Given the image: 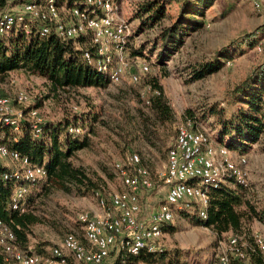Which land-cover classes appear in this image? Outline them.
I'll return each instance as SVG.
<instances>
[{
	"label": "rangeland",
	"instance_id": "rangeland-1",
	"mask_svg": "<svg viewBox=\"0 0 264 264\" xmlns=\"http://www.w3.org/2000/svg\"><path fill=\"white\" fill-rule=\"evenodd\" d=\"M115 1L120 15L135 34L127 42V67L120 83L109 85L105 90L88 88L52 93L45 79L16 71L0 78V93L12 101L17 94H25L27 103L22 107L13 103L14 108H37L45 122H57L68 113L84 110L95 114L97 121L93 125L94 133L90 135V145L77 152L73 162L103 181L99 193L109 200L112 194L127 191L115 165H123L130 154H137L150 172L152 183L151 189L137 193L142 214H147L165 200L167 190L159 175L165 170L167 152L174 145L177 128L189 120L191 127L206 132L213 143H218L207 105L225 102L234 86L264 60V53L258 52L257 47L248 50L243 46L244 52L232 54L229 65L225 62L219 72L200 81H190L187 64L212 57L218 49L231 41H240L245 34L263 25L264 0H216L205 13L204 27L192 33L165 65L157 62L156 52L151 49L159 26L149 27L145 23L140 27L143 19L134 17L142 0ZM255 3L259 7H255ZM19 5L12 3L6 11L23 13ZM176 12V4L168 7L169 15L174 16ZM168 22L166 18L160 24L163 26ZM261 39H256L257 44ZM142 64L148 65V73L139 74V82L132 83L130 76L138 74ZM154 96H159L167 105L170 121H161L149 108L147 102ZM243 156L247 160L248 173V186L243 187V194L258 205H264V133L256 145L243 152ZM41 184L39 182L36 188L28 190L29 194H34L31 210L38 223L31 227L27 248L48 255L61 244L66 234L81 233L77 223L79 214L93 213L98 206L94 194L80 197L59 191L44 193ZM235 186L231 184L230 187ZM196 210L197 206L192 203L187 209L174 208V219L168 225L170 229L156 243L166 252L164 264H169L171 258L172 263L178 259V264H218V253L232 237L244 244L250 262L260 258L259 251L253 247V238L259 236L264 240V225L250 221L240 234L218 236L211 229L191 222V218L197 216ZM119 256H122L120 264H126L127 256L122 253L112 254L105 264H115Z\"/></svg>",
	"mask_w": 264,
	"mask_h": 264
},
{
	"label": "trees",
	"instance_id": "trees-1",
	"mask_svg": "<svg viewBox=\"0 0 264 264\" xmlns=\"http://www.w3.org/2000/svg\"><path fill=\"white\" fill-rule=\"evenodd\" d=\"M215 2L216 0L140 2L134 16L136 19H143L140 27L145 23L149 27L159 26L158 35L151 48L156 52L159 64L165 65L185 45L186 39L192 33L204 27L205 13ZM12 3L21 6L26 0H0V17L5 13L17 15L6 11ZM63 3L66 8L74 4L83 6L82 0H56L58 7ZM172 4L177 5L174 16L168 14V7ZM224 15L223 13L222 16ZM166 18L169 22L162 26L160 23ZM41 27L39 21L24 16L6 35L0 36V78L11 72L24 71L48 81L52 93L108 88V76L98 72L83 57V49H91L88 36L62 41L52 33L42 36ZM134 36L133 32L129 40ZM262 37L264 24L245 34L240 41H231L218 49L212 57L190 62L186 67L190 81H200L219 72L224 63L232 58V54L244 52L243 46L248 50L253 49ZM147 103L161 121H170L169 109L159 96L150 98ZM206 109L214 122V130H217L219 144H225L229 150L241 155L247 148L256 145L264 133V60L234 86L225 102L207 105ZM96 121V115L86 110L68 113L57 122L44 121L38 135L29 123H23L18 132L0 124V145L28 158L32 166L41 168L45 173L44 178L37 182L14 178L5 180L4 175L12 173L13 168L0 164V220L14 234V243L20 250L27 249L28 234L31 227L38 223V218L31 210L34 201V194L28 192L31 187L36 188L39 182H42L41 192L59 191L80 197L99 193L101 190L103 181L94 178L73 162L77 152L89 147L90 135L94 133L93 125ZM71 129H79L80 132H70ZM19 187H25L27 190L23 200V212L14 210L11 206L12 195ZM242 190L243 187L238 184L234 188L222 185L211 189L207 219L202 220L196 214L197 216L191 218V222L195 226L211 229L218 236L228 233L240 234L250 221L264 225V205L260 206L247 199ZM169 229L166 225L163 232L167 233ZM164 252L163 249L156 253L143 249L137 256H127L126 264H164ZM35 253L41 254L36 251ZM121 260L122 256H119L115 264H120ZM172 261L173 258L169 264H178V259L173 263ZM249 263L260 264V259H252ZM0 264H9L1 248ZM231 264L238 262L232 261Z\"/></svg>",
	"mask_w": 264,
	"mask_h": 264
},
{
	"label": "built area",
	"instance_id": "built-area-1",
	"mask_svg": "<svg viewBox=\"0 0 264 264\" xmlns=\"http://www.w3.org/2000/svg\"><path fill=\"white\" fill-rule=\"evenodd\" d=\"M82 2V7L74 4L66 8L65 3L58 7L56 0L27 1L21 5L23 13H5L0 17V36L6 35L24 16L42 24V36L52 33L62 41L88 36L91 49H83V57L98 72L108 76L110 85H116L124 78L127 67L126 45L132 35L131 26L120 15L115 0ZM255 7L259 5L255 3ZM255 47L264 53V37ZM148 71V65L142 64L138 74L130 76V81L138 83L139 74ZM13 103L24 106L26 95L19 93L12 101L0 93V124L18 132L23 123H29L38 135L44 123L39 109H15ZM70 132L80 130L71 129ZM6 162L10 165H5ZM0 164L13 168L12 173L4 175L5 180L37 182L45 176L28 158L4 145H0ZM115 168L127 191L112 194L109 200L95 193L98 210L83 212L77 217L81 233L66 234L61 244L48 255L36 254L31 248L20 250L14 243V234L0 220V248L6 260L10 264H105L112 254L137 256L143 249L156 253L161 251L156 243L164 234L163 227L173 221L175 207L187 209L191 203L195 204L196 214L206 220L211 189L231 184L248 186L246 158L223 144L213 143L206 132L191 127L190 121L176 130L174 145L167 152L165 170L159 175L167 190L165 200L151 212L142 214L137 197L138 191L152 188L150 172L142 165L140 157L130 154L123 165L116 164ZM26 191L25 187L14 191L12 209L23 212ZM253 247L261 255L260 264H264V240L255 236ZM217 259L218 264H231L232 261L250 264L244 244L237 237L228 239Z\"/></svg>",
	"mask_w": 264,
	"mask_h": 264
},
{
	"label": "crops",
	"instance_id": "crops-1",
	"mask_svg": "<svg viewBox=\"0 0 264 264\" xmlns=\"http://www.w3.org/2000/svg\"><path fill=\"white\" fill-rule=\"evenodd\" d=\"M216 131H217V130H216ZM5 165H8V166H9V165H10V163L6 162V164H5Z\"/></svg>",
	"mask_w": 264,
	"mask_h": 264
}]
</instances>
